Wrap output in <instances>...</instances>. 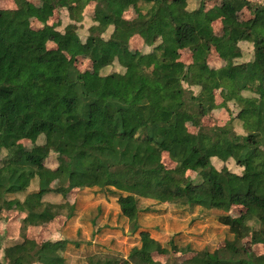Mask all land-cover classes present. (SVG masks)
Masks as SVG:
<instances>
[{
  "label": "trees",
  "instance_id": "trees-1",
  "mask_svg": "<svg viewBox=\"0 0 264 264\" xmlns=\"http://www.w3.org/2000/svg\"><path fill=\"white\" fill-rule=\"evenodd\" d=\"M35 1L14 0L0 8V153H6L0 162V219L10 208L23 216L21 241L5 247L0 264H65L64 241L39 243L25 232L59 217L70 220L77 205L44 198L66 197L75 189L117 197L133 232L144 200L223 213L219 222L234 239L183 264H264V255L253 251L264 245V4L222 0L189 10V0ZM89 6L95 24L82 41L79 29ZM132 6L138 15L127 20ZM63 9L70 23L60 31L62 19L51 21ZM244 10L252 18L237 21ZM220 19L228 22L223 35L213 27ZM135 37L142 42L139 55L130 50ZM52 40L56 48L48 47ZM241 43L253 45L250 61H241ZM188 49L190 63L182 58ZM216 50L226 64L210 73ZM80 57L92 61V71L78 69ZM116 64L122 71L105 73ZM218 92L220 106L211 101ZM217 108L231 115L224 126L188 130L187 122ZM25 140L31 149L22 148ZM163 153L175 168H166ZM52 154L55 169L45 165ZM213 159L233 162L241 171L228 165L219 170ZM189 171L197 174L191 181ZM233 206L244 211L233 217ZM4 242L0 235V250ZM168 245L144 231L126 259L97 254L88 262L162 264L155 254L179 251L173 240Z\"/></svg>",
  "mask_w": 264,
  "mask_h": 264
},
{
  "label": "rangeland",
  "instance_id": "rangeland-1",
  "mask_svg": "<svg viewBox=\"0 0 264 264\" xmlns=\"http://www.w3.org/2000/svg\"><path fill=\"white\" fill-rule=\"evenodd\" d=\"M13 1L14 0H0V8L8 9L12 7ZM197 1L198 0H190L191 9L196 6ZM251 1L261 3L262 5L264 4V0ZM35 3L37 5L40 4L37 0ZM218 3L219 0L215 2L209 1L208 7L211 8ZM137 15V8L134 7L124 16L127 19H133ZM252 16L253 14L251 12L245 10L235 19L237 21L249 20ZM94 17L93 6H89L85 11L84 22L79 29V35L82 41L87 39L88 29L95 24ZM58 19H62L63 23L59 30L64 31L65 26L70 23L68 12L63 10L61 18L52 19V24H55ZM37 23V21H33L32 25L34 28H41V25ZM227 25L228 22L226 20H221L214 23L213 27L219 35H223L227 29ZM110 34L111 30H109L104 37L108 38ZM48 47L56 48V41L52 40L49 42ZM240 48L244 55L241 61H250L254 54L253 45L241 43ZM130 50L133 54L137 55L143 53L142 45L136 40L131 41ZM150 50L151 49H146L144 52H150ZM182 58L186 63H190L192 52L190 50H184L182 52ZM225 64L226 59L220 57L217 50L213 51L212 56L209 57L208 70L210 73L215 72ZM76 65L81 72L92 71L93 69L92 61L88 57L78 58ZM113 71H122V69L116 64L105 71V73H111ZM193 90L195 94L198 93L197 89ZM211 101L217 106H220L224 101L222 93L218 92ZM230 116L231 115H229L224 108H217L202 120L197 119L187 122L188 130L191 133H196L201 125H205V127L209 128L221 127L230 121ZM234 116H236V112L233 117ZM236 130L238 133H243L238 122L236 123ZM21 146L23 149L29 150L33 147V144L25 140L21 142ZM5 155V152L0 153V162ZM162 162L168 169H173L176 166V163L170 158L168 153H163ZM213 164L219 170L224 165H228V168L233 172L237 173L241 171L233 162L223 164L218 159H213ZM45 165L51 169H55L58 165L56 156L52 154L46 160ZM196 176V172L189 171L186 174V179L187 181H191L195 179ZM18 198L22 199L23 196ZM67 198L71 199V201L75 199L78 201L77 213L70 221L66 222L65 218L59 217L53 223L45 225L42 228L31 226L25 232L27 238L37 240L39 243L51 240L64 241L65 249L63 256L66 260L65 264H89V257L97 254L126 258L132 248L140 245V233L144 231L149 232L151 237L159 241L163 246H169L168 242L170 240H173L174 244L177 246L179 251L174 250L171 254L167 255H154L155 259L162 264H180L186 259L193 258L197 253L205 249L211 252L221 249L228 240L234 239L229 228L219 222L218 215L223 213L209 212L200 207L194 209H180L174 205H160L149 200H144L141 206L142 210L139 213L140 227L136 232H133L129 221L120 214V206L117 197L111 194L105 195L97 189H86L83 191L75 189L66 197L49 194L44 200L53 203H62L63 201L65 202ZM243 211L244 209L242 206H233L230 214L233 217H238ZM9 213H6L0 220V235H4L5 238L3 248L0 250V259H2V257L4 259L3 254L5 247L16 241H21L22 218H19L16 222L15 218H18L16 216L17 213ZM6 216L7 218H5ZM249 240L250 236H247L241 241V245L245 247ZM185 247L192 248V253H182L180 250H184ZM253 251L258 256L264 255V245H255Z\"/></svg>",
  "mask_w": 264,
  "mask_h": 264
},
{
  "label": "crops",
  "instance_id": "crops-1",
  "mask_svg": "<svg viewBox=\"0 0 264 264\" xmlns=\"http://www.w3.org/2000/svg\"><path fill=\"white\" fill-rule=\"evenodd\" d=\"M209 1H211V2H215L216 0H198L196 6H195L194 8L191 9V8H190V4H191V3H190V0H189V1H188V2H189V10H195V9H197L201 4H202L203 6H206L207 9H209V7H208ZM221 4H223V1H222V0H219V3H218V4H215V5H221ZM213 6H214V5H213ZM213 6H212V7H213ZM133 8H134V6H132V7L130 8V10H132ZM63 10H66V9H63ZM130 10H129V11H130ZM66 11H67V10H66ZM244 11H245V10H244ZM62 12H63V11H62ZM241 13H242V12H241ZM241 13L236 14L235 17H239V14H241ZM235 17H234V18H235ZM68 18H69V17H68ZM127 20H128V19H127ZM221 20H224V19H220V20H218V21H221ZM249 20H250V19H249ZM218 21H216V22H218ZM241 21L247 22L248 20H241ZM216 22H215V23H216ZM222 23H223V22H222ZM215 33H216L217 35H219L218 32L215 31ZM133 40H134V41L136 40L137 42H139V43L142 45V42H141V40H140L139 38L135 37V38L132 39V41H133ZM188 50H190L191 52H193L192 49H188ZM191 60H192V58H191ZM65 202H66L70 207H73V206H75V205L78 204V203H77L78 201H76V199L71 201V199H68V198H67V199H65ZM77 210H78V209H77ZM77 210H76V213H77ZM9 212H15V213H17L16 216H17L18 218H15V219H16V222L18 221L19 218H22V220H23V216H22L17 210H15V208H10L9 211H8V213H9ZM9 214H10V213H9ZM18 215H19V216H18ZM75 215H76V214H75ZM75 215H74V216H75ZM74 216H73V217H74ZM73 217H72V218H73ZM5 218H7V216H6ZM72 218H71V219H72ZM71 219H70V220H71ZM0 220H1V219H0ZM70 220H68V221H70ZM21 222H22V221H21ZM52 223H53V222H52ZM21 225H22V224H21ZM42 227H43V226H39V228H42ZM2 236H4V235H2ZM10 239H12V238H10ZM15 239H16V238H15ZM50 240H51V239H50ZM35 241H37V240H35ZM51 241H53V240H51ZM55 241H56V240H55ZM37 242H38V241H37ZM14 243H15V242H14ZM12 244H13V243H12ZM259 245H260V244H259ZM3 256H4V254H3ZM2 259H3V257H2ZM2 259H0L1 262H3ZM122 259H126V258H122ZM186 260H189V259H186ZM186 260H184L183 262H185ZM123 262H124V261H122V262L119 261V264H122ZM183 262H181L180 264H183ZM15 264H21V263H20V262H16Z\"/></svg>",
  "mask_w": 264,
  "mask_h": 264
}]
</instances>
